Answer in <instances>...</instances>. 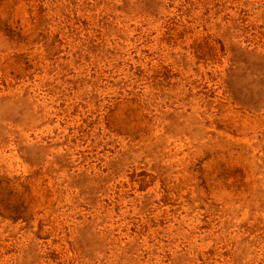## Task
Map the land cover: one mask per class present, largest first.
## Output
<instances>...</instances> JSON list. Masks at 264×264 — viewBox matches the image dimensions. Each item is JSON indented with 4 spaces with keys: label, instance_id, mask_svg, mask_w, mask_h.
I'll list each match as a JSON object with an SVG mask.
<instances>
[{
    "label": "rangeland",
    "instance_id": "rangeland-1",
    "mask_svg": "<svg viewBox=\"0 0 264 264\" xmlns=\"http://www.w3.org/2000/svg\"><path fill=\"white\" fill-rule=\"evenodd\" d=\"M0 264H264V0H0Z\"/></svg>",
    "mask_w": 264,
    "mask_h": 264
}]
</instances>
